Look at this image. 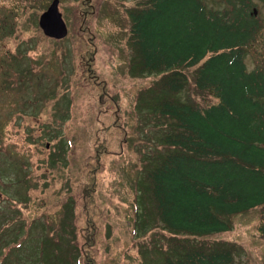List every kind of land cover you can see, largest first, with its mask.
Returning <instances> with one entry per match:
<instances>
[{
    "label": "rangeland",
    "instance_id": "1",
    "mask_svg": "<svg viewBox=\"0 0 264 264\" xmlns=\"http://www.w3.org/2000/svg\"><path fill=\"white\" fill-rule=\"evenodd\" d=\"M52 1L0 0V264H161L172 251L145 177L167 151L143 121L158 77L131 66L136 1L93 0L84 26L86 0H60L62 42L39 31ZM193 81L181 100L196 94ZM261 212L233 216L232 230L208 241L264 264Z\"/></svg>",
    "mask_w": 264,
    "mask_h": 264
},
{
    "label": "trees",
    "instance_id": "2",
    "mask_svg": "<svg viewBox=\"0 0 264 264\" xmlns=\"http://www.w3.org/2000/svg\"><path fill=\"white\" fill-rule=\"evenodd\" d=\"M92 1L84 3L91 9L84 26ZM135 1L131 66L140 78L158 77L143 121L167 151L145 177L172 251L161 264H242L239 245L208 240L258 207L256 236L264 239V0ZM7 22L0 20V32ZM193 77L196 94L185 102L180 95Z\"/></svg>",
    "mask_w": 264,
    "mask_h": 264
},
{
    "label": "water",
    "instance_id": "3",
    "mask_svg": "<svg viewBox=\"0 0 264 264\" xmlns=\"http://www.w3.org/2000/svg\"><path fill=\"white\" fill-rule=\"evenodd\" d=\"M39 27L44 35L53 40H63L69 35L68 26L60 11V0H53L39 18Z\"/></svg>",
    "mask_w": 264,
    "mask_h": 264
},
{
    "label": "flooded vegetation",
    "instance_id": "4",
    "mask_svg": "<svg viewBox=\"0 0 264 264\" xmlns=\"http://www.w3.org/2000/svg\"><path fill=\"white\" fill-rule=\"evenodd\" d=\"M94 13V12H93ZM85 17H88V15H86Z\"/></svg>",
    "mask_w": 264,
    "mask_h": 264
}]
</instances>
